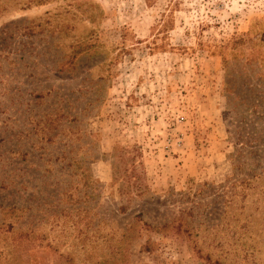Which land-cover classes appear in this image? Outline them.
Instances as JSON below:
<instances>
[{"label": "rangeland", "instance_id": "rangeland-1", "mask_svg": "<svg viewBox=\"0 0 264 264\" xmlns=\"http://www.w3.org/2000/svg\"><path fill=\"white\" fill-rule=\"evenodd\" d=\"M0 264H264V0H0Z\"/></svg>", "mask_w": 264, "mask_h": 264}]
</instances>
